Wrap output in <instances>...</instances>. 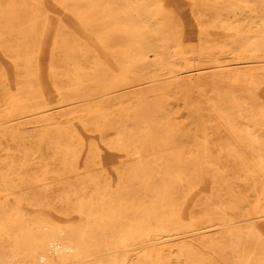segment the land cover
<instances>
[{
    "label": "bare ground",
    "instance_id": "6f19581e",
    "mask_svg": "<svg viewBox=\"0 0 264 264\" xmlns=\"http://www.w3.org/2000/svg\"><path fill=\"white\" fill-rule=\"evenodd\" d=\"M53 1L0 0V264H264V0Z\"/></svg>",
    "mask_w": 264,
    "mask_h": 264
},
{
    "label": "rangeland",
    "instance_id": "374dc122",
    "mask_svg": "<svg viewBox=\"0 0 264 264\" xmlns=\"http://www.w3.org/2000/svg\"><path fill=\"white\" fill-rule=\"evenodd\" d=\"M29 1V0H28ZM43 10L47 15H49L48 22L55 26L57 23H61L62 25L69 28L71 31H73L77 36H81V28L78 24V22L71 17V14L66 9H63L60 7L57 3H55L53 0H41ZM154 1V0H152ZM183 0H157L159 4L163 5L165 10L172 11L175 15H177L179 18H181L183 21H187L186 17H183L182 13L187 10V6L182 4ZM126 3H131V0H127ZM113 13L118 14L117 11H114ZM52 35H46L44 37L45 44H44V50L41 51V56L44 59V61L47 58V53L49 50V45L51 42ZM91 42H93L91 40ZM99 52V51H98ZM100 54V52H99ZM102 56V55H101ZM104 57V56H103ZM264 97H259L256 100L260 101L263 100Z\"/></svg>",
    "mask_w": 264,
    "mask_h": 264
}]
</instances>
